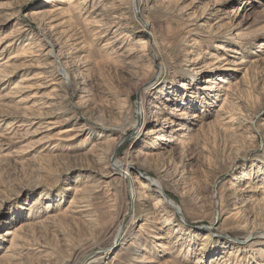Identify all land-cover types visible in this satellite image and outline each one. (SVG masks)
Listing matches in <instances>:
<instances>
[{
	"label": "rangeland",
	"instance_id": "374dc122",
	"mask_svg": "<svg viewBox=\"0 0 264 264\" xmlns=\"http://www.w3.org/2000/svg\"><path fill=\"white\" fill-rule=\"evenodd\" d=\"M80 1L0 0L16 65L0 80V264H216L197 263L206 235L218 259L264 264V0H140L137 15L132 0ZM113 153L135 162L134 197ZM140 190L164 198L156 220L133 216Z\"/></svg>",
	"mask_w": 264,
	"mask_h": 264
},
{
	"label": "bare ground",
	"instance_id": "6f19581e",
	"mask_svg": "<svg viewBox=\"0 0 264 264\" xmlns=\"http://www.w3.org/2000/svg\"><path fill=\"white\" fill-rule=\"evenodd\" d=\"M51 1H54V0H51ZM81 2V1H80ZM82 2H84V0L82 1ZM81 2V3H82ZM132 3H133V5H132V11H133V13L135 14V15H137V14H139V10L137 9V7H138V5H139V3H140V0H132ZM60 5H57V4H55V11L57 10V9H60V7H59ZM140 7V6H139ZM130 12V11H129ZM130 14V13H129ZM132 14V13H131ZM143 15V14H142ZM202 15V14H201ZM129 16V15H128ZM95 17H97V16H95ZM115 17H117V18H119V19H121L120 18V16H115ZM126 18H128V17H126ZM98 19H100V18H98ZM104 19V18H103ZM103 19H100V20H98V23H97V25L96 26H99V28H102V29H98L99 31H101V33L102 32H106V31H104L103 30V28H105V26L107 25V24H109L108 25V27L110 28L111 27V25L113 24L112 22V24H110V22H106V21H104ZM94 21V18H93V20H92V22ZM123 22V21H122ZM137 22H138V25H137V28H139L140 30H139V32L142 34V35H145V36H142V37H140L139 38V41H138V43L140 44V45H143L144 47H147L148 49L147 50H149V54H147V55H149L150 56V58H151V60L152 59H155V58H157L158 57V53H157V47H158V42H157V39H156V37L154 36V34H152V33H150V32H148V31H146V27H148L149 26V21L146 19V18H144V17H140V20L138 19L137 20ZM95 23V21L92 23V24H94ZM121 23V22H120ZM123 24H125V23H122L121 25H120V27L121 28H125V27H128V25H123ZM94 26V25H93ZM94 28V27H93ZM95 29V28H94ZM93 29V30H94ZM97 29V28H96ZM106 29V28H105ZM110 31V30H109ZM99 33V32H98ZM107 33V32H106ZM97 34V33H96ZM122 35V34H121ZM122 37H123V35H122ZM119 38V37H118ZM116 40V39H115ZM56 41V40H55ZM113 43L115 42V41H112ZM112 42H109V43H111L112 44ZM2 44V41H0V45ZM160 44V43H159ZM11 45H13V43L12 42H8V44H6V46L5 47H3V48H1L0 47V60H1V65L3 66V70H1V72H0V80L2 79V78H4L5 76H8V75H10L12 72H13V70H14V68L16 67V65H14L15 63H13V61H8V60H5L4 58H3V56L5 55L4 53V51H7L8 50V47H10ZM27 45V44H26ZM49 45H50V49H49V51H48V55H50L51 56V54L52 53H54L55 52V45L53 44V42L52 41H50L49 42ZM74 47V46H73ZM105 47H107V46H105ZM77 48V47H76ZM74 49V48H73ZM227 49H229V48H227ZM71 49H69V51H70ZM77 50V49H76ZM112 50L117 54V55H120L119 54V50L120 49H118L117 47L115 48H112ZM145 50V49H144ZM75 51V50H74ZM79 51V50H78ZM111 51V50H110ZM230 51V50H229ZM233 51V50H232ZM71 52H72V50H71ZM62 53V52H61ZM58 54V52H57V54H55V56H54V59L59 63V62H61V60H60V56L62 55V54ZM47 54V53H46ZM45 54V55H46ZM14 56H16V55H14ZM66 56V55H65ZM146 56V55H145ZM48 57V56H47ZM64 57V56H63ZM13 58V56H10V59H12ZM4 59V60H3ZM3 60V61H2ZM245 60V59H244ZM244 60H242V61H244ZM8 61V62H7ZM150 61V60H149ZM12 62V63H11ZM71 62V61H70ZM246 62V61H245ZM244 62V63H245ZM73 64V63H72ZM75 64V63H74ZM62 65V64H61ZM64 66V65H63ZM75 66V65H74ZM61 71H62V73H64V78L65 79H69L70 78V71L67 69V67L65 66L64 68H62L61 69ZM76 76V75H75ZM26 79V78H25ZM23 81H24V79H23ZM208 82L209 81H212L211 80V78H208V80H207ZM65 83V82H64ZM187 84V83H186ZM186 84L184 85L183 84V86H185L186 87ZM145 83L144 84H140V89H141V93H140V97H139V114L137 115V117L135 118V121L137 120V119H139V118H144V119H147L148 118V114H147V111H146V105H147V101H146V94H145V91H146V89H147V87H145ZM27 86L28 85H23V84H18L16 87H17V91H19L20 89L22 90V89H25V88H27ZM218 86L216 85V83L214 82V84L211 86V89L212 90H214V89H216ZM52 91H55V90H52ZM28 96V95H27ZM29 97V96H28ZM192 97V96H191ZM31 98V97H30ZM206 98H208L207 96H206ZM29 99V98H28ZM124 99H126V98H124ZM202 100L203 99H201V103H202ZM57 104V103H56ZM34 105H38L37 103H35ZM155 106H157V105H155ZM120 108V107H119ZM123 110V109H122ZM124 112V111H123ZM8 115H10V114H8ZM164 120H166V119H164ZM128 123V122H127ZM53 128H55V122H49L48 124H47V127H46V129L47 130H51V129H53ZM124 128H126L125 126L124 127H121V129H123V130H125ZM67 131H69V130H67ZM157 137H159V136H157ZM62 139H64L63 137H61ZM60 140L58 139V140H56L55 142H53V145H51V146H48L49 148H57V147H59L60 146ZM118 145V144H117ZM104 152V151H103ZM144 154V153H143ZM142 155V154H141ZM110 159H111V166H112V169L114 170V171H117L118 173H121V177H122V179H123V181L125 182V184H126V187H127V190L129 189L130 190V193H131V195H133V197L135 196V194H134V178L136 179V178H142L139 174H137V175H134L132 172H131V165L133 164V163H135L134 162V160L133 159H131V155L129 156L128 155V153L124 156V157H122V158H119V157H117V155L116 154H114L113 153V155H112V157H110ZM100 161H102V159L100 160ZM164 162V161H163ZM167 169H168V166H166L165 165V163H164V165L163 166H160L157 170H156V176H154L155 177V180H157L158 181V183L157 184H159L160 186L162 185L161 184V181H160V179H159V177H158V175H160V174H163V173H165V172H167ZM149 170V169H148ZM110 172H111V170H110ZM179 172H180V170H179ZM175 173V172H174ZM166 174V173H165ZM176 174V176L177 175H179V173H175ZM174 174V175H175ZM181 174V173H180ZM164 175V174H163ZM128 176H130L129 177V179H130V181L128 182L127 181V177ZM186 179V178H185ZM142 181H144L143 183H142V185H144V186H146V187H150V183H149V181L147 180V183H145L146 182V180H143V179H141ZM138 193V196L137 197H135V199L137 200V202L135 201L134 203H133V208H132V214H133V216H136V215H144L145 217H146V220H148V221H153V220H156L157 219V216H156V210L157 209H159L162 205H163V203H164V198L161 196V195H159L157 198V201H156V203L152 206L151 205V200H150V197H148V196H146V191H144V190H140V191H138L137 192ZM85 196V195H84ZM86 197H88V195L87 196H85V197H82V198H80L81 200H83L82 202H84L85 203V205L84 206H90L91 204L89 203V197L88 198H86ZM78 199V198H77ZM79 199V200H80ZM244 199V198H243ZM240 200V199H239ZM76 201V200H75ZM35 202V201H34ZM166 203H168V201L166 202ZM240 203V202H239ZM245 203H246V201H245ZM82 204V203H81ZM170 204H173L171 201H170ZM169 204V207H171V208H173L171 205ZM93 205V204H92ZM80 206V205H79ZM82 206V205H81ZM241 206H243V205H241ZM164 207V209L166 210V208H165V206H163ZM90 208V207H89ZM88 209V208H87ZM130 209H131V206H129V208L127 207V209L125 210V212H124V214L122 215V220H124V218L126 217L127 218V216H128V214L130 215L131 213H130ZM163 209V208H162ZM235 209V208H234ZM80 210V209H79ZM81 210H82V208H81ZM84 210V209H83ZM174 210V209H173ZM237 210V209H236ZM238 210H239V208H238ZM241 210V209H240ZM169 212L170 211H167L166 210V213L164 214L166 217H164V219L162 220V222H163V224L164 225H169V224H172V223H175L173 220V217L169 214ZM236 212V211H235ZM239 212V211H238ZM95 215V214H94ZM94 218V216H91V218ZM93 220V219H92ZM121 220V221H122ZM95 220H93V222H94ZM114 221V220H113ZM91 222V221H90ZM160 222V221H159ZM92 223V222H91ZM121 223V222H120ZM95 224V223H94ZM121 225L122 224H119L118 225V227H116L117 228V230L121 227ZM90 226V225H89ZM96 226V225H95ZM180 227H181V229H185L184 228V225L183 224H180ZM109 228V227H108ZM116 230V229H115ZM104 231V230H103ZM117 232V231H116ZM188 233H190L191 234V236H193V237H198V236H196V235H198V234H200L199 233V231H196V230H191V231H188ZM106 235V234H105ZM154 237H156V238H158L159 236L158 235H156V236H154ZM99 238V237H98ZM208 238H210L208 235H206L205 236V238L203 239V242L201 243V248L199 249V252H198V254H197V257L199 258V260H197V263H198V261H201V259H200V257H208V256H211V257H213V259H207L209 262H212V261H214L216 264H228V262H229V260L231 259V255H229V258H226V257H222V258H220V259H218V257H216V250L217 249H213L212 247H211V249H209V248H207V246H206V240H209ZM213 240H210L209 241V246L211 245H213ZM157 245H159L158 243H156ZM164 247H166L167 248V246L165 245ZM93 250V249H92ZM211 254V255H210Z\"/></svg>",
	"mask_w": 264,
	"mask_h": 264
}]
</instances>
